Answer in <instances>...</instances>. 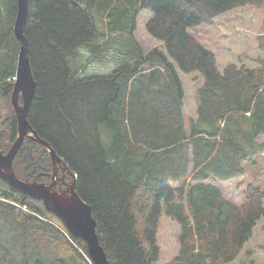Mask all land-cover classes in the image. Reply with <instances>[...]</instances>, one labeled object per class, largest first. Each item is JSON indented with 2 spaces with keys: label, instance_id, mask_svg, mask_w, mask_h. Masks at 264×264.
<instances>
[{
  "label": "trees",
  "instance_id": "16d2710c",
  "mask_svg": "<svg viewBox=\"0 0 264 264\" xmlns=\"http://www.w3.org/2000/svg\"><path fill=\"white\" fill-rule=\"evenodd\" d=\"M244 6L264 0H29L25 36L37 83L29 121L76 174L111 264H156L163 212L182 228L180 255L168 264H231L264 216L260 188L250 187L237 206L204 184L240 177L242 163L264 151L256 143L264 136V58L257 69L231 66L221 75L211 50L188 32ZM143 10L153 13L148 33L178 68L204 77L189 133L173 65L163 52L146 56L135 39ZM16 16L17 0H0V153L17 135ZM115 36L122 47L113 73L80 77L83 52L104 56ZM258 42L264 52V34ZM14 170L21 180L46 182L50 154L27 141ZM2 185L0 264H92L83 241Z\"/></svg>",
  "mask_w": 264,
  "mask_h": 264
},
{
  "label": "rangeland",
  "instance_id": "374dc122",
  "mask_svg": "<svg viewBox=\"0 0 264 264\" xmlns=\"http://www.w3.org/2000/svg\"><path fill=\"white\" fill-rule=\"evenodd\" d=\"M152 18L151 10L141 11L136 19L134 36L146 56L157 50L163 52L173 65L184 92V120L189 133V121L196 118L199 105L198 90L203 86L204 77L199 72L189 74L182 72L176 63L169 58L164 44L152 38L147 31V24ZM188 32L191 38L211 50L221 75H224L226 69L231 66L238 70L245 67L257 69L259 66L255 61L264 58V52L259 48L258 42V38L264 34V6L261 8L244 6L233 9L216 17L211 24L191 28ZM121 47L120 40L115 36L112 40L111 49L104 56H92L83 52L82 64L84 68L79 74L80 77L112 74V71L118 66L115 58L120 54L119 49ZM256 141V143L264 144V136H260ZM250 159L242 163L241 167H243L244 173L240 177L227 181L210 179L204 184L219 188L226 200L240 206L243 204L246 191L250 187L260 188L264 192V151L258 162H253L256 158ZM183 182L184 180H181L171 185L178 187ZM2 183L0 180L1 188H4ZM27 201L30 202L31 200L27 199ZM30 203L43 210L46 219L51 223L62 226L58 219L45 210L41 202L31 201ZM27 205H29L28 202ZM24 208L26 209V207ZM253 229V234L244 246L241 255L231 264H264V216ZM181 235V226L163 212L157 235L160 255L156 264H168L180 255L181 245L179 241ZM2 240L5 239L2 238ZM89 259L91 261L90 256Z\"/></svg>",
  "mask_w": 264,
  "mask_h": 264
},
{
  "label": "water",
  "instance_id": "95a60500",
  "mask_svg": "<svg viewBox=\"0 0 264 264\" xmlns=\"http://www.w3.org/2000/svg\"><path fill=\"white\" fill-rule=\"evenodd\" d=\"M28 18V0H18L14 35L20 44V52L16 80L11 94V105L17 122V137L7 154L0 153V180L25 198L41 202L45 210L58 219L69 234L84 240L93 264H111L97 233L98 223L93 216L92 207L76 191V176L50 144L39 137L29 121L31 105L36 97L37 83L29 58V44L25 36ZM26 141L39 144L49 152L54 180L59 169L71 175L72 181L67 189L54 188L55 182L46 184L18 178L13 164Z\"/></svg>",
  "mask_w": 264,
  "mask_h": 264
},
{
  "label": "flooded vegetation",
  "instance_id": "af4514ba",
  "mask_svg": "<svg viewBox=\"0 0 264 264\" xmlns=\"http://www.w3.org/2000/svg\"><path fill=\"white\" fill-rule=\"evenodd\" d=\"M52 176H53V169H52V172L49 173L48 180L46 182H40V183L52 184L53 182H55L54 188L62 189V190L67 189L68 184H71V181H72L71 175L69 173H64L63 170L61 169H59L55 180L53 179ZM25 180H28V179H25ZM28 181H31V180H28ZM31 182H34V181H31Z\"/></svg>",
  "mask_w": 264,
  "mask_h": 264
},
{
  "label": "bare ground",
  "instance_id": "6f19581e",
  "mask_svg": "<svg viewBox=\"0 0 264 264\" xmlns=\"http://www.w3.org/2000/svg\"><path fill=\"white\" fill-rule=\"evenodd\" d=\"M28 5H29V0H28ZM17 9H18V0H17ZM17 17V16H16ZM16 22V21H15ZM18 60V59H17ZM15 83V82H14ZM17 131V130H16ZM76 175V174H75ZM31 202V201H30ZM36 202V201H35ZM24 208V207H23ZM27 208V207H26ZM28 210V209H27ZM98 228V227H97ZM70 236H72L71 234H70ZM72 237H74V236H72ZM74 238H76V237H74ZM76 239H79V240H81V241H83L84 243H85V241L84 240H82V239H80V238H76ZM101 241V240H100ZM102 244V243H101ZM85 245H86V248H87V244L85 243ZM104 247V246H103ZM105 249V248H104ZM87 253H88V258H89V252H88V248H87ZM107 254V253H106ZM108 256V255H107ZM109 259V258H108ZM93 264V263H92Z\"/></svg>",
  "mask_w": 264,
  "mask_h": 264
},
{
  "label": "crops",
  "instance_id": "0c3cea01",
  "mask_svg": "<svg viewBox=\"0 0 264 264\" xmlns=\"http://www.w3.org/2000/svg\"><path fill=\"white\" fill-rule=\"evenodd\" d=\"M259 48H260V47H259ZM203 84H204V83H203ZM203 84H202V85H203ZM196 118H197V115H196ZM194 119H195V118H194ZM186 130H187V128H186ZM260 154H261V155H259L260 157H259V156H255V157H252V158H251V159L256 158L253 162H258V161L260 160V158H261V156H262V153H260ZM257 157H259V158H257ZM262 158H263V157H262ZM251 159H250V160H251ZM245 162H246V161H245ZM207 181H208V180H207ZM205 182H206V181H205ZM177 183H178V182H177ZM221 192H222V191H221ZM222 194H223V193H222Z\"/></svg>",
  "mask_w": 264,
  "mask_h": 264
}]
</instances>
